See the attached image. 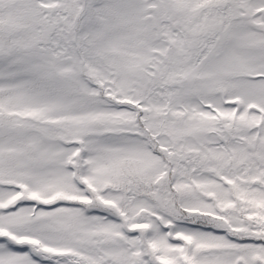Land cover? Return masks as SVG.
<instances>
[{
  "label": "snow or ice",
  "instance_id": "obj_1",
  "mask_svg": "<svg viewBox=\"0 0 264 264\" xmlns=\"http://www.w3.org/2000/svg\"><path fill=\"white\" fill-rule=\"evenodd\" d=\"M0 264H264V0H0Z\"/></svg>",
  "mask_w": 264,
  "mask_h": 264
}]
</instances>
